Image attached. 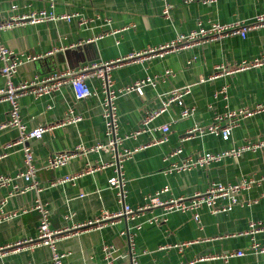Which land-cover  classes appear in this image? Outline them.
Listing matches in <instances>:
<instances>
[{
    "label": "crops",
    "instance_id": "crops-1",
    "mask_svg": "<svg viewBox=\"0 0 264 264\" xmlns=\"http://www.w3.org/2000/svg\"><path fill=\"white\" fill-rule=\"evenodd\" d=\"M166 6L167 17L164 15ZM43 11L59 19L41 23L27 21L1 34V44L17 55L46 60L39 68L34 66V60L23 64L15 82L78 70L93 63L125 60L111 71L109 89L116 92L118 136L123 139L119 150L129 149L133 153L123 162H114L113 154H85L59 169L47 168L48 160L58 152L72 151L80 145L90 148L108 143L104 118L107 94L100 78L89 81L93 96L88 99L77 100L70 85L51 95L21 98V115L29 130L62 121L70 109L80 114L83 121L48 132L41 140L25 141L9 149L6 146L19 140L20 132L17 129L3 131L0 134V176L15 177L25 171L23 148L26 147L34 153L37 181L47 187L51 181L81 174L88 167L102 164L107 167L40 194L30 191L11 196L12 187L1 190L0 213L16 215L0 222V248L35 237L40 215L30 209L37 199L48 206L53 230L93 220L105 211L123 210L117 190L109 185L116 169L123 174L125 202L134 209L145 207L150 196L164 189H168L161 195L164 201L190 198L205 192L212 182L236 183L252 176H264V152L246 153L238 160L227 159L188 172L165 173L172 163L181 164L193 154L219 153L237 148L247 140L264 137V112L241 118L228 140L213 135H189L197 126L213 124L218 116L264 102V66L215 78L217 68L231 70L262 54L264 28L250 32L246 38L231 36L163 56L128 59L170 43L196 30L200 23L208 28L214 23L254 21L264 14V0H216L214 3L197 0L189 5L182 0H0V23ZM64 15L71 19H61ZM58 54L60 58L54 60ZM2 67L0 61V90L6 87ZM148 78L151 83L144 85L142 92L123 91ZM185 89L189 92L182 103L167 102L174 92ZM185 108H192L194 112L184 118ZM161 110L164 111L143 131L145 117ZM9 113L10 104L0 101V124L8 120ZM164 125L170 126L168 142L148 145L162 138L159 128ZM178 148L183 149V153L170 158ZM169 158L170 161L166 160ZM15 184L22 187L25 182ZM240 197L243 202L257 203L237 205L231 211L217 214L208 207H201L197 212L200 222L190 212L165 214L163 209L153 208L135 221L123 218L114 226L107 225L63 240L58 249L69 254L65 264H105L103 247L111 245L119 250L115 264H132L127 256L128 234L135 233L134 256L138 264H264V253L252 248L254 244L264 247V233L248 234L252 223H264V183ZM226 204L223 201L219 205ZM157 217L160 221L151 223ZM139 223L143 227L135 231ZM237 251H243L244 256L228 263L221 259L195 262L202 256ZM51 259L48 247H37L0 255V264H51Z\"/></svg>",
    "mask_w": 264,
    "mask_h": 264
},
{
    "label": "built area",
    "instance_id": "built-area-1",
    "mask_svg": "<svg viewBox=\"0 0 264 264\" xmlns=\"http://www.w3.org/2000/svg\"><path fill=\"white\" fill-rule=\"evenodd\" d=\"M167 2L168 0H164ZM184 4L189 5L197 0H182ZM206 3H214L216 0H205ZM164 15L168 16V6H166ZM59 19V16L53 14H47V12L34 13L29 16L23 17H12L7 22L0 23V38L1 34L5 30H9L14 26H19L24 24L27 21L32 23H41L45 21H52ZM61 19H71V16L64 15ZM264 28V14H261L255 18L254 21L246 22L241 21L238 23L231 24H220L214 23L205 28L202 24H199V27L188 33L182 34L176 38V40L167 43L158 48L149 49L144 53H138L131 55L129 60L143 59L146 57L154 56H163L168 53L178 52L183 49H188L205 43L207 41H213L217 39H223L231 36H240L246 38L247 35L259 29ZM37 60L36 58L26 57L23 55H17L11 49L3 46L0 42V61L3 62V67L1 69V74L5 79L6 87L4 90H0V101L8 102L10 104V113L9 118L6 122L0 124V134L7 129H17L20 132V139L15 142L8 144L7 149L13 148L15 146L23 144L25 141L30 140H41L44 135L48 132H52L55 129L63 128L69 125H76L83 121V117L80 114H76L73 109H70L66 118L62 121L39 126L36 129L29 130L27 125L24 123L21 115V106L20 99L25 96H34L35 98L43 97L46 95L54 94L62 89L65 85H70L75 93L77 100L88 99L93 96V91L89 85V81L94 78H100L104 81V88L107 97L105 99V108H104V118L106 122V135L109 138L107 144H97L94 147L87 148L85 146H78L72 151L68 152H58L51 156L48 160L47 168L50 170H56L61 167L66 166L71 160L79 157L80 155L92 154L103 152L106 154H113L114 162H123L125 159H128L132 155V151L129 149L119 150V147L122 145V138L118 136L119 123L117 117V108L115 105L116 92L111 91L110 73L113 68L125 63V60H117L105 63H93L87 66H84L78 70H69L65 72H53L44 76H36L32 80L21 81L16 83L15 77L18 74L19 68L30 61ZM264 66V51L262 54L255 58L252 62H242L240 65L231 70H223L224 67L217 68L218 73L217 77H222L224 75H232L240 70H247L251 68H258ZM147 83H151V79L148 78L141 82L134 84L133 86L125 88L124 92H131L138 90L142 92V87ZM108 91V93H107ZM189 92V89L182 90V92H174L168 99L167 102L182 103V98ZM167 103L164 104L166 107ZM164 110L158 112L155 115H148L143 121V131L146 130V126L151 122L157 115L162 113ZM194 109L185 108L182 111V116L185 118L192 114ZM264 112V102L257 104L253 108H243L239 111L230 112L223 116H218L215 118L213 124L206 127H195L190 130L189 135L198 134L199 136L213 135L222 137L224 140H228L234 129L240 124L241 118H249L261 114ZM162 133V138L148 145L162 144L166 143L169 140L170 126L164 125L159 128ZM141 131L135 133V136L140 134ZM147 147V146H145ZM24 152V163L26 169L21 174H18L15 177L12 176H0V191L6 188L12 187L11 196L22 195L30 191H36L40 194L43 191L51 188H55L61 184L71 183L76 179L97 172L106 168L107 165L102 164L94 167H88L87 170L81 174L74 176H66L63 178H58L54 181H51L47 187L41 185L37 181V168L35 166L34 153L30 147L23 148ZM264 152V137L258 139H251L244 142L237 148L225 150L219 153H202V154H193L192 156L184 159L181 164L172 163L169 166L165 173H180L188 172L199 168L210 167L214 164L223 162L227 159L238 160L242 158L246 153H257ZM183 149L178 148L170 155V158L181 155ZM166 159V160H169ZM116 175L109 180V185L117 190V198L119 203L123 205V210L119 212H103L99 217L76 224L75 226L63 228L61 230H53L50 222V211L47 205L41 204L40 200L37 199L33 208L30 211L38 212L40 215V222L37 228V234L33 238H27L15 242L14 244L0 248V255L4 256L9 253H16L21 250L34 249L37 247H48L52 252L51 264H65V260L69 257L68 253L61 252L58 249V245L61 241L77 236L81 233L101 229L107 225L114 226L121 219L125 218L126 220L135 221L146 212L153 208H161L164 210L165 214H169L175 211L180 212H190L195 214L196 221L200 222V216L197 213L201 207H208L212 213L217 214L220 212H227L233 210L237 205L241 206H251L256 204L257 201L252 202H243L240 200V196L251 190L254 187H258L264 183V176L256 178L254 176L245 178L243 180H238L236 183H222V182H212L207 190L202 193H197L190 198H177L170 200H162L161 195L168 192V189L161 190L155 195L150 196L148 204L145 207L134 209L131 206L126 204L127 194L124 190V179L123 174L120 170H115ZM16 181H24L25 185L20 187L18 184H15ZM227 202L226 206L219 205L220 202ZM2 211V210H0ZM25 210L24 212H26ZM16 214H10L5 216L3 213H0V222L7 220L10 217H13ZM160 221V218L157 217L151 223H157ZM143 225L141 223L135 226V231L141 230ZM258 233H264V223H252L250 225V232L248 234L254 235ZM125 235V234H123ZM135 233H129V245L130 251L127 255L131 258L132 264H138V261L135 258L134 253V238ZM252 248L255 251L264 253V247H261L257 244H254ZM119 250L115 246L105 245L103 247L104 253V263L105 264H115L116 256ZM243 251H237L235 253H227L221 256L207 255L202 256L195 260L206 261V260H216L221 259L228 263L231 259L235 257L244 256ZM119 256V255H118Z\"/></svg>",
    "mask_w": 264,
    "mask_h": 264
},
{
    "label": "water",
    "instance_id": "water-1",
    "mask_svg": "<svg viewBox=\"0 0 264 264\" xmlns=\"http://www.w3.org/2000/svg\"><path fill=\"white\" fill-rule=\"evenodd\" d=\"M66 54L68 55L69 54V51L66 52ZM60 56H61L60 54H58L57 56H54V60L59 59ZM45 61H46L45 59H43V58L40 59L39 58V59H37V60L34 61V66H36V68H39V67H41L42 63H44ZM57 64H58V62H57ZM57 64H56L55 68H53L54 70H56ZM54 70H52V71H54Z\"/></svg>",
    "mask_w": 264,
    "mask_h": 264
}]
</instances>
